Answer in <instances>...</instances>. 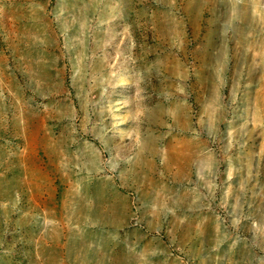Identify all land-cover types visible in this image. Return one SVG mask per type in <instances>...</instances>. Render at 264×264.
<instances>
[{
	"label": "rangeland",
	"instance_id": "obj_1",
	"mask_svg": "<svg viewBox=\"0 0 264 264\" xmlns=\"http://www.w3.org/2000/svg\"><path fill=\"white\" fill-rule=\"evenodd\" d=\"M0 264H264V0H0Z\"/></svg>",
	"mask_w": 264,
	"mask_h": 264
}]
</instances>
